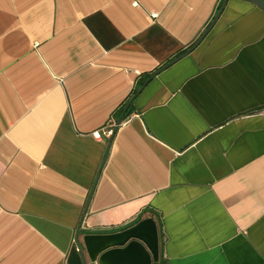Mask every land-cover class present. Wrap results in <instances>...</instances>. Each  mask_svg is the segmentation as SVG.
I'll return each mask as SVG.
<instances>
[{"label": "crops", "instance_id": "1", "mask_svg": "<svg viewBox=\"0 0 264 264\" xmlns=\"http://www.w3.org/2000/svg\"><path fill=\"white\" fill-rule=\"evenodd\" d=\"M223 2L0 0V264H264V10L151 78Z\"/></svg>", "mask_w": 264, "mask_h": 264}, {"label": "water", "instance_id": "2", "mask_svg": "<svg viewBox=\"0 0 264 264\" xmlns=\"http://www.w3.org/2000/svg\"><path fill=\"white\" fill-rule=\"evenodd\" d=\"M229 0H224L220 10L218 11V13L216 14V16L214 17V19L212 20V22L210 23V25L204 30V32L202 33V35L199 37V39L194 43V45L192 47H190L184 54L180 55L178 58L170 61L169 63H167L166 65H164L162 68H160L154 75H152L151 78H154L159 72L163 71L164 69H166L167 67L171 66L173 63H175L179 58H182L183 56L189 54L192 50H194L201 42L202 40L207 36V34L210 32V30L213 28L214 24L216 23V21L219 19V17L221 16L223 10L225 9L227 3ZM245 1H249L254 3L255 5H257L258 7H260L261 9L264 10V0H245ZM143 88V87H142ZM142 88L140 90H142ZM139 90V91H140ZM133 97L130 102L126 105L122 115L117 119V123L118 125L123 121L128 109L130 108V106L132 105L133 101H134Z\"/></svg>", "mask_w": 264, "mask_h": 264}, {"label": "built area", "instance_id": "3", "mask_svg": "<svg viewBox=\"0 0 264 264\" xmlns=\"http://www.w3.org/2000/svg\"><path fill=\"white\" fill-rule=\"evenodd\" d=\"M134 4L138 5L137 2H135ZM152 15H153V17H156L158 15V13H153ZM113 132H114V128L105 129V134H107L108 136H111L113 134ZM97 136H100V134L97 133Z\"/></svg>", "mask_w": 264, "mask_h": 264}, {"label": "trees", "instance_id": "4", "mask_svg": "<svg viewBox=\"0 0 264 264\" xmlns=\"http://www.w3.org/2000/svg\"><path fill=\"white\" fill-rule=\"evenodd\" d=\"M122 111H123V109H122ZM122 114V112L120 113V115Z\"/></svg>", "mask_w": 264, "mask_h": 264}]
</instances>
